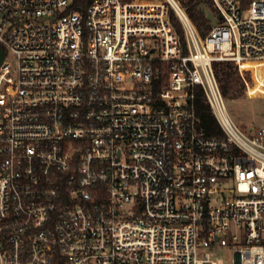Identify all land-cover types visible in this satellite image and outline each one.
<instances>
[{"label": "built area", "instance_id": "1", "mask_svg": "<svg viewBox=\"0 0 264 264\" xmlns=\"http://www.w3.org/2000/svg\"><path fill=\"white\" fill-rule=\"evenodd\" d=\"M72 2L0 0V264H218L227 247L264 264V129L232 121L213 69L264 99V0H213L205 38L179 0Z\"/></svg>", "mask_w": 264, "mask_h": 264}, {"label": "trees", "instance_id": "2", "mask_svg": "<svg viewBox=\"0 0 264 264\" xmlns=\"http://www.w3.org/2000/svg\"><path fill=\"white\" fill-rule=\"evenodd\" d=\"M95 0H73L67 13H79L86 15L89 6ZM182 7L185 8L189 19L197 29L202 38H205L212 29V22L206 14V9L211 10L218 17V11L214 6L213 0H179ZM219 20V18H218ZM171 21L181 36L183 46L186 48V38L183 26L174 12L171 13ZM186 51V49H185ZM213 69L219 82L224 99H236L244 91V85L240 75L231 62H217L213 64ZM194 106L198 117L200 118V127L208 135H221L222 131L214 112L207 103L204 90L201 86L195 89Z\"/></svg>", "mask_w": 264, "mask_h": 264}, {"label": "rangeland", "instance_id": "3", "mask_svg": "<svg viewBox=\"0 0 264 264\" xmlns=\"http://www.w3.org/2000/svg\"><path fill=\"white\" fill-rule=\"evenodd\" d=\"M206 14L212 26L219 23L218 17L211 10L206 9ZM259 90L260 88L252 89L251 95L256 96ZM224 105L228 116L240 128L246 131L264 129V99L249 98L243 91L236 99H224ZM212 255L218 264H233L234 252L231 247L213 251Z\"/></svg>", "mask_w": 264, "mask_h": 264}, {"label": "water", "instance_id": "4", "mask_svg": "<svg viewBox=\"0 0 264 264\" xmlns=\"http://www.w3.org/2000/svg\"><path fill=\"white\" fill-rule=\"evenodd\" d=\"M219 19H221V15H219ZM4 58H5L4 51L0 48V66L3 63Z\"/></svg>", "mask_w": 264, "mask_h": 264}]
</instances>
